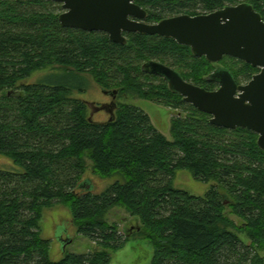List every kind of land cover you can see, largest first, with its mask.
Here are the masks:
<instances>
[{
  "label": "trees",
  "instance_id": "16d2710c",
  "mask_svg": "<svg viewBox=\"0 0 264 264\" xmlns=\"http://www.w3.org/2000/svg\"><path fill=\"white\" fill-rule=\"evenodd\" d=\"M138 1L154 22L243 1L264 18V0ZM61 11L62 4L51 0H0V154L21 168L0 169V264H108L109 250L123 247L128 235L101 216L119 204L147 226L156 246L155 264H264L259 253L264 249V151L258 134L211 124L209 114L184 102L158 76L154 92L141 81L154 77L143 65L156 59L178 69L187 81L213 89L217 85L208 76L214 64L172 38L127 33L126 43L120 44L105 32L65 28ZM228 59L243 63L244 77L259 70L232 56L222 63ZM54 63L60 67L19 85ZM225 67L239 82V73ZM91 78L118 96V88L145 98L166 96V103L192 109L202 118H176L174 140L131 104L119 106L111 121H90L86 102L72 95L87 92ZM85 155L98 175L119 171L126 180L101 194L79 192ZM179 169L192 170L205 183L216 179L238 198L234 209L247 219L250 242L223 226L225 204L216 187L195 196L173 186ZM58 203L71 206L78 232L100 249L51 259L40 219L44 207Z\"/></svg>",
  "mask_w": 264,
  "mask_h": 264
},
{
  "label": "water",
  "instance_id": "95a60500",
  "mask_svg": "<svg viewBox=\"0 0 264 264\" xmlns=\"http://www.w3.org/2000/svg\"><path fill=\"white\" fill-rule=\"evenodd\" d=\"M51 1L62 4L59 20L65 28L105 32L112 42L120 44L126 43L125 32L170 37L191 47L194 56H204L211 63L232 56L261 68L247 84H238L229 69L219 67L208 76V80L219 84L218 89L211 91L186 81L163 63L148 61L143 65L145 72L163 77L169 89L182 95L184 101L211 115V124L227 129L241 127L259 134L258 146L264 151V18L250 2L227 5L210 13L176 15L149 24L137 20L146 17V10L135 0ZM108 92L116 97L117 90ZM108 105L89 103L90 121ZM116 107L114 102L110 121L115 118ZM61 241L64 245L72 242Z\"/></svg>",
  "mask_w": 264,
  "mask_h": 264
},
{
  "label": "rangeland",
  "instance_id": "374dc122",
  "mask_svg": "<svg viewBox=\"0 0 264 264\" xmlns=\"http://www.w3.org/2000/svg\"><path fill=\"white\" fill-rule=\"evenodd\" d=\"M222 60L218 62V64L213 63V66L216 67L219 64L225 66V64H227L232 67L239 73L240 81L238 83L245 84L251 79L248 78V76L244 77L243 71L246 70V68L243 63H238L231 59L222 63ZM191 62L196 64L193 61ZM58 67H60V65L54 63L44 68L37 69L28 78L21 80L19 85L32 84L37 79L43 77L49 70ZM181 67L186 72L191 70V68L189 70V67L186 65H182ZM259 71L260 68L256 72L252 71V76ZM141 81L144 83V89L150 91L154 90V88L160 84V79L157 78H151L150 80L144 79ZM216 88L217 87H214L213 89ZM118 89L120 90V94L117 99H115L118 107L122 104H131L141 108L149 114L154 126L169 140L175 139L173 130L175 121L177 120L176 118L181 117L184 119L191 114L198 116V119L202 118L201 114L192 109L179 108L171 103H166V96H162L157 100L152 97H142L141 94L133 90L127 91L122 88ZM72 97L80 98L88 103H95V105H101L102 103L111 101V97L106 95L102 90V86L93 78L90 80V88L87 92L75 93ZM87 112L90 115L91 108L89 106H87ZM95 114L96 115L93 116V120L95 121L104 122L109 118V114H106L103 110ZM210 118L211 116L209 117V120ZM227 135L230 136V134ZM84 160L85 172L80 179V182L84 184V187H81V189L79 187V192L84 193L90 191L94 194H101L116 181L124 182L126 180L125 174L119 171L108 177H102L95 172L94 163L88 155L84 156ZM0 169L21 170L12 158L1 154ZM172 184L175 188L185 190L189 194L195 196H205L213 187H216L217 191L221 194L224 192L228 193L233 202L225 206V221L223 222V226L228 230L235 232L244 242L248 243L251 241L247 219L239 215L234 209V204L237 203L238 198L222 187L216 179L212 178L205 183L196 179L192 170L179 169L176 171ZM101 219L109 224L117 225L122 234L128 235V239L123 247L109 250L111 260L108 264H155L154 261L157 253L156 246L152 239L150 240L148 237L147 226L144 224L140 216L134 215L125 205L119 204L105 211L102 214ZM40 227L42 237L50 241V257L54 261L61 260L68 253L86 254L100 249V246H98L96 242L78 232V227L74 222L73 211L69 204L58 203L44 207L42 209ZM62 239L64 241L71 239L72 242H68L64 245L63 241H61ZM259 253L261 257L264 258V249L260 250Z\"/></svg>",
  "mask_w": 264,
  "mask_h": 264
},
{
  "label": "flooded vegetation",
  "instance_id": "af4514ba",
  "mask_svg": "<svg viewBox=\"0 0 264 264\" xmlns=\"http://www.w3.org/2000/svg\"><path fill=\"white\" fill-rule=\"evenodd\" d=\"M135 3H137L139 6H141V4L139 3V1L138 0H135ZM143 9H145L146 10V17L144 18V19H137L138 21H143V22H145V23H149V24H155V23H158V22H160V21H157V22H153V21H149V18H148V11H147V9L145 8V7H143V6H141ZM63 12V11H62ZM61 12V13H62ZM179 15H181V14H179ZM173 16H176V15H173ZM173 16H169V17H173ZM168 18V17H167ZM132 19H134V18H132ZM165 19V18H164ZM163 20V19H162ZM128 32H125L124 33V35H125V37H126V34H127ZM159 36V35H158ZM162 37H164V36H162ZM167 38H170V37H167ZM173 39V38H172ZM176 41V40H175ZM181 45V44H180ZM187 46V45H186ZM189 47V46H188ZM191 48V47H190ZM191 53H192V49H191ZM192 55H193V53H192ZM194 56V55H193ZM196 57V56H195ZM204 57V56H203ZM198 58H201V57H198ZM150 61H156V62H160V63H163L162 61H159V60H156V59H151ZM243 61V60H242ZM247 63V62H246ZM163 64H165V65H167V66H170V67H172L173 69H175L177 72H179L178 71V69H176L175 67H173V66H171V65H169V64H167V63H163ZM218 64V63H217ZM249 64V63H248ZM219 67H225L224 65H222V64H219V65H217L216 67H215V69H214V71L215 70H217ZM226 68V67H225ZM259 68V67H258ZM260 70H261V68H260ZM213 71V72H214ZM212 72V73H213ZM260 72V71H259ZM258 72V73H259ZM180 73V72H179ZM181 74V73H180ZM257 74V73H256ZM152 76H154V77H152V78H156V76H158V75H155V74H151ZM255 75V74H254ZM253 75V76H254ZM182 76V75H181ZM252 76V77H253ZM158 77H160L161 79H164L163 77H161V76H158ZM183 77V76H182ZM252 79V78H251ZM250 79V80H251ZM165 80V79H164ZM186 80V79H185ZM249 80V81H250ZM166 81V80H165ZM187 81V80H186ZM248 81V82H249ZM167 82V81H166ZM188 82H191V81H188ZM248 82H246L245 84H247ZM191 83H193V82H191ZM217 86V88L216 89H218L219 88V84L218 83H216V82H214ZM238 83V82H237ZM168 84V83H167ZM193 84H195V83H193ZM238 84H242V83H238ZM195 85H197V84H195ZM200 86V85H199ZM202 87V86H201ZM216 89H207V90H216ZM105 93H106V95L107 96H110L111 97V101L110 102H106V103H102L101 105H97V106H102L103 104H109L107 107V109H104L103 111L106 113V114H109V118H108V120H110V118H111V116H112V112H111V109H113L112 107H113V103L115 102L116 103V100L115 99H117V97H118V94H116V97L114 98V96H113V94H111L110 92H108L107 90H104V89H102ZM178 94V93H177ZM178 95H180V94H178ZM180 97H181V99L184 101V99H183V96L182 95H180ZM184 102H186V101H184ZM186 103H189V102H186ZM86 104H87V106H89V103L86 101ZM117 104V103H116ZM189 104H191V103H189ZM191 105H193V104H191ZM194 106V105H193ZM90 107V106H89ZM195 107V106H194ZM91 108V107H90ZM196 108V107H195ZM117 109H118V104H117V107L114 109V116H115V114H116V111H117ZM91 111H92V109H91ZM101 111V110H100ZM99 112V111H98ZM97 113V112H96ZM90 115H91V113H90ZM94 115H96V114H94ZM211 116V115H210ZM94 118V117H93ZM108 120H106V121H108ZM252 131V130H251ZM254 132V131H253ZM256 133V132H255ZM258 137H259V134H258ZM257 143H258V139H257ZM222 199H223V203L225 204V206L227 205V204H230L231 202H232V199H231V197H230V195L228 194V193H226V192H224V193H222Z\"/></svg>",
  "mask_w": 264,
  "mask_h": 264
}]
</instances>
